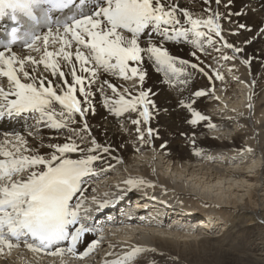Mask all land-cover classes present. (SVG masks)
<instances>
[{"label":"snow or ice","instance_id":"snow-or-ice-1","mask_svg":"<svg viewBox=\"0 0 264 264\" xmlns=\"http://www.w3.org/2000/svg\"><path fill=\"white\" fill-rule=\"evenodd\" d=\"M201 3L200 13H194L181 7L178 0H0V19L8 18L17 25L0 51V118L28 113L35 121L27 136L5 133L0 141V254H10L21 245L39 253L62 241H70V246L66 250L56 247L48 254H75L77 243L90 231L80 215L82 202L73 204V199L86 191L85 178L97 173L95 163L103 160L101 153L111 151L110 146L98 142L88 119L96 113L93 98L97 91L113 116L127 113L131 118L136 114L131 123L138 138L150 143L158 135L150 122L160 107L154 90L144 87L146 63L163 74L164 83L178 88L188 85L194 72L209 81L213 76L201 66L204 62L196 51L191 55L199 63H191L173 55L168 43L190 44L206 54L207 45L220 59L233 61L241 58L246 45L264 38V21L253 32L250 24L232 20L247 15L246 9L231 10L234 0ZM56 13L64 17L57 18ZM224 20H228L227 28ZM26 22L43 24L48 31L21 34ZM225 32L242 38L240 43L230 41ZM143 36L149 38L142 42ZM21 41L42 54L38 58L18 56L13 46ZM37 41L42 47H37ZM241 63L250 66L252 59L244 57ZM213 71L215 79H224L219 71ZM107 77L138 80L139 84L121 92V86ZM207 95L205 90H196L179 100L189 113L188 124L209 121L208 127H215L210 117L195 107L198 98ZM44 128L57 133L47 145L41 136ZM41 149L46 151L41 153ZM74 153L78 158H71ZM124 183L134 188L145 181L130 178ZM107 204L105 201L99 207ZM97 244L99 241H93L80 258L87 257ZM148 251L155 249L134 245L105 264H139V254Z\"/></svg>","mask_w":264,"mask_h":264},{"label":"bare ground","instance_id":"bare-ground-1","mask_svg":"<svg viewBox=\"0 0 264 264\" xmlns=\"http://www.w3.org/2000/svg\"><path fill=\"white\" fill-rule=\"evenodd\" d=\"M248 2L251 5L246 9L248 11L247 15L245 17L234 16V20H246L250 25H255L257 28L264 19V0H242L237 11ZM178 3L180 6L182 5L181 7H187L194 13H200L202 8L201 0H178ZM231 10L235 11V8ZM154 38L158 39V37ZM241 39L236 37L235 41L238 42ZM190 46V44L187 45L186 43L168 44L173 55L189 52ZM263 46L264 38L257 39L252 44L246 45V50L241 55V58L247 57L253 60L252 69H249L247 73L244 71L242 75L246 79L245 82L250 83V85H247L248 87L253 86L254 79L259 77L257 76L258 72L264 70ZM199 53L201 54L200 58L206 61L208 65H211L210 63H218L219 54L211 48H208L207 54ZM227 54L230 55L228 52ZM31 55L38 58L41 54L39 56L36 54ZM213 57L216 59H213ZM145 68L148 76L144 87L154 90L157 94L154 99L160 107L159 114L154 116L150 126L158 130V134L162 137L161 139L154 137L150 143L140 142L135 126L131 123V118H135L136 114H132L131 118L127 113L119 118L113 116L103 106V97L98 91L93 98L96 105V113L89 115L88 119L98 142L111 147L110 153H103L110 163L105 165V168L115 162H121L120 165H115V170L125 173V178L123 175L120 177L121 179L123 178L122 186L129 188L124 181L130 178L133 180L143 179L146 185H155V189L161 191L160 194H162L163 198L169 204H175V206H172L169 211L159 209L156 214L158 209H152L148 205L147 210H151V213H153L152 217L155 216L154 219L156 220L137 221L135 222L137 226L132 228L111 227L113 228L111 232L106 233L107 235L110 234V236L106 237L109 242L106 244L105 251H97L89 260L80 258L79 260H73L74 258L71 259L68 256L64 258L49 255L38 256L31 255L27 251H20L14 252L12 256H1L0 264H83L85 263L84 261H87L85 264H102L101 259L103 257H106L105 260L116 259L131 251V247L134 245L155 249V252L141 253L142 257L139 259V264H264V254L260 253L257 255L256 253L260 250L259 244L264 240V232L259 234V232L264 231V200L259 204L253 200L255 197L252 195L253 191L251 193L249 191L250 199L254 201V205L257 208L253 212H244L241 210L240 204L237 203V199L228 201H223L222 199L223 194H228L229 197L235 196L238 197V200L243 201L244 196L237 194L238 188L241 186L248 187V185L253 186V183L249 182H255L254 185L262 182L260 185L261 187L263 186V194L261 195L264 196V171L262 172L263 174H259V177L257 176L260 172H258L257 161L255 163V157H253L254 154L259 155L264 160V100H262L260 94L262 87L255 88L253 92L258 91L259 94L258 98L254 99L246 83L245 86H239V82L237 83L231 78L227 79L228 77L218 82L216 91L209 93L214 99L209 98L208 101H204L201 97L198 98L195 105V107L198 105L199 108L209 109L212 112V121L210 122L215 127L209 128V122L192 126L187 123V118H190L189 113L180 107L179 100L190 96L200 85H205L206 89H208L209 85L206 76L202 73L194 72L188 85L172 88L164 83L163 74L157 73L150 63H146ZM188 70L192 71L191 69ZM107 78L116 85L121 86L119 87L121 92L124 91L125 87H133L132 82L134 80L124 81L117 77ZM225 85L227 86V92L223 88ZM240 97H243L241 100L247 101L245 104L246 108H242L241 102H238ZM225 100H228V102H225ZM249 104L252 105L251 108L248 107ZM258 114H260L261 119L255 120L254 117ZM159 120L160 123L157 125ZM235 124H245L250 130L244 133L241 131L237 132L238 130L232 128V125ZM46 130L50 132V134L47 133L49 139L57 135L55 130ZM251 130L253 133L250 132ZM22 131L23 128L20 126L12 129L13 133ZM190 134H194L195 137ZM50 135L52 136L50 137ZM135 136L136 142H139L137 144H134ZM246 136H252V141L255 144L252 143L253 145L246 146L249 144L242 143L241 138ZM60 137L63 139L62 134ZM216 137H220L222 140L220 141ZM230 141L232 142L230 143ZM163 143L166 144L163 145ZM149 148L151 149L148 150ZM157 152H160V154H157ZM203 152L206 153L205 157L207 160L199 158V153ZM78 156V153L71 154L73 159L78 158ZM147 160L152 161L158 167L157 172L152 170L150 164H146ZM142 162L145 168L141 174L134 173L132 175L131 172L127 173L129 171L128 167L127 169L125 168L127 163ZM123 163L124 166H122ZM245 173H250L249 177H256L258 182L254 181L255 178L254 180L249 179L251 181L245 180L248 183L247 185L239 184L240 180H242V175ZM184 178L190 180L189 185L183 180ZM103 180L104 182L106 180L119 182L116 176L109 173L103 177ZM100 184L101 182H99ZM107 186V184L104 185L103 189L98 191V193L109 192H105V189H108ZM136 189L147 190L149 188L138 186ZM198 193L205 196L208 200L207 202H212L214 199L216 200L214 202L217 203L226 202L222 207L227 209V213H231L229 214L230 218L226 220V224H230L231 230L241 226L238 233L233 234L230 242H226L224 239L220 240L218 236L210 233V231L215 229L214 225H217L215 222L218 221L216 211L207 210L202 212L193 203L181 201L183 199L181 195L191 194L197 197ZM173 194H175L174 197H172ZM218 194L222 196H214ZM128 202L129 204L127 205L129 206L145 207L144 202H141V200L136 201L128 198L125 203ZM181 204L184 206L182 207ZM179 211L181 213L177 216ZM198 212L208 217V220L203 221L205 222L204 227H200V225L196 224L197 221L192 218L187 219L182 215V213H186L196 216ZM163 215L169 216L171 220L165 223L158 222V220L164 221ZM244 224H246L245 227H242ZM197 225L198 227L195 228ZM230 231L227 230L224 234L228 235ZM261 236L263 237L260 238ZM259 240L261 243L255 246L254 244ZM250 242H253V244L250 245ZM108 253H113V255H108Z\"/></svg>","mask_w":264,"mask_h":264},{"label":"rangeland","instance_id":"rangeland-1","mask_svg":"<svg viewBox=\"0 0 264 264\" xmlns=\"http://www.w3.org/2000/svg\"><path fill=\"white\" fill-rule=\"evenodd\" d=\"M182 6V5H181ZM260 25V24H259ZM259 27V26H258ZM257 27V28H258ZM257 28H256V30H257ZM255 32V31H254ZM260 81V80H259ZM244 92V91H243ZM241 98H243V97H240L239 99V101L238 102H241L240 103V105H241V107L242 108H246L245 107V104H246V100H241ZM244 101V102H243ZM225 102H228V100L226 101L225 100ZM229 104V103H228ZM226 105V104H225ZM254 119L255 120H257V119H261V116H260V114H258L256 117H254ZM160 123V120L158 121V123H157V125ZM238 123V122H237ZM248 126L247 125H245V124H240V125H237V124H235V125H232V128L233 129H235V130H238L237 132H245V131H248L249 132V130H248V128H247ZM251 133H253L252 132V130L250 131ZM247 137V138H246ZM246 137H242L241 138V141H242V143H244V144H249V146H251V144L253 143V144H255V142L254 141H252V136H246ZM249 137V138H248ZM247 139V140H245V139ZM216 139H220V141L222 140V138H217L216 137ZM232 141H230V143H231ZM251 142V143H250ZM137 144V143H139V142H136V136H135V138H134V144ZM252 144V145H253ZM117 151V150H116ZM253 157H255L254 159V161H255V163H256V161H257V165H258V168H259V170H258V172H260V173H258L257 174V176L259 177L261 174H263L262 172L264 171V160H263V158H261V157H259V155L257 156V155H253ZM257 159V160H256ZM260 162V163H259ZM150 164V166H151V168H152V170L154 171V172H157V169H158V167L157 166H155L154 164H153V162L151 161H146V164ZM129 168L128 170V172H131L132 173V175L134 174V173H138V174H141L143 171H144V168H145V166H144V164H143V162L142 163H135V164H132V163H127L126 164V168ZM153 167H155L154 169H153ZM127 172V173H128ZM160 172V171H159ZM260 174V175H259ZM251 174L250 173H245L244 175H242V177H241V179L242 180H240V183L239 184H242V185H247L248 183H246V181L245 180H249V179H255L254 177H249ZM115 180V179H114ZM186 183H187V185H189V182H190V180H188L187 178H184L183 179ZM251 180H249V181H251ZM254 181H257V178L254 180ZM258 182V181H257ZM249 183H253V186L252 185H248V187H244V186H241L240 188H238V195H240V196H244V200L243 201H240V200H238V197H235V196H233V197H229L228 196V194H223V196L221 195V194H218V195H214V196H217V197H220V196H222V199H223V201H228V200H233V199H237V203L238 204H240V207L242 208L241 210L242 211H244V212H253L254 210H255V208H257L255 205H254V201H257L259 204H261L262 203V200H264V196L263 195H261V194H263V191H262V189H263V186L261 187V185L260 184H262V182L259 184H256V185H254V183L255 182H249ZM156 184V183H155ZM153 185V184H152ZM255 188H256V190H255ZM226 190V189H225ZM250 191V193L253 191V193H252V195H254L255 197H254V201L253 200H251L250 199V196H249V192ZM174 195L175 194H173L172 195V197H174ZM200 196V197H199ZM181 198H183L181 201L182 202H184V201H189V202H191V203H193V205L194 206H198L199 207V209H200V211H202V212H206L207 210H214V211H216L217 212V218H218V221H215L216 223H217V225H214V227H215V229L213 230V231H210V233L212 234V235H215V236H218V239H224V240H226V242H230L231 241V239L233 238V234L235 233V234H237L238 233V230H240L241 229V226H239V227H236L235 229H232L231 230V228H230V224H226V220L227 219H229L230 218V215L229 214H231L230 212L229 213H227V209H225V208H223L222 206L226 203H217V202H214V201H216L215 199L212 201V202H207L208 200L205 198V196H202L201 195V193L199 194L198 193V196L196 197L195 195H191V194H188V195H181ZM202 198V199H201ZM204 200V201H203ZM246 200V201H245ZM136 201H139V199L137 198L136 199ZM251 201V202H250ZM202 202V203H201ZM185 203V202H184ZM246 203V204H245ZM154 208V207H153ZM155 209H156V207H155ZM182 215L185 217V218H187V219H189V218H192L194 221H197V222H199V223H205V222H203V221H205V220H208V217H206L205 215H203L202 213H199L198 212V215H194V214H186V213H182ZM182 216V217H183ZM196 218H195V217ZM197 219V220H196ZM199 219H201V220H199ZM226 224V226H224ZM203 226H205L204 224H202ZM245 225L246 224H244V225H242V227H245ZM252 226H253V224H252ZM221 229V230H220ZM230 231L229 232V234L228 235H225L224 233L226 232V231ZM262 230V229H261ZM264 231H261V232H259V234L260 233H263ZM256 233H258V231H256ZM264 236V235H263ZM263 236H261L260 238H262ZM217 238V237H216ZM258 243H261V241L259 240L256 244H254L255 246L258 244ZM253 244V242H250V245H252ZM258 246V245H257ZM259 249L260 250H258L256 253H257V255H259L260 253L261 254H264V240L262 241V243L261 244H259ZM154 264H156V263H154Z\"/></svg>","mask_w":264,"mask_h":264}]
</instances>
